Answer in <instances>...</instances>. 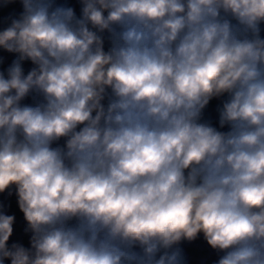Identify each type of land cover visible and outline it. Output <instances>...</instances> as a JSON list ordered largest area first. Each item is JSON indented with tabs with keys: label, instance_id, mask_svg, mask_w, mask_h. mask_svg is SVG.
<instances>
[{
	"label": "clouds",
	"instance_id": "1",
	"mask_svg": "<svg viewBox=\"0 0 264 264\" xmlns=\"http://www.w3.org/2000/svg\"><path fill=\"white\" fill-rule=\"evenodd\" d=\"M0 264H264V0H0Z\"/></svg>",
	"mask_w": 264,
	"mask_h": 264
}]
</instances>
